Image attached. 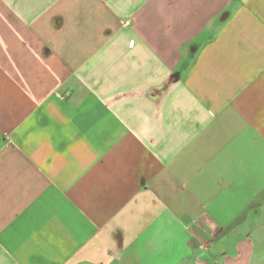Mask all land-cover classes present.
<instances>
[{"label": "crops", "instance_id": "crops-1", "mask_svg": "<svg viewBox=\"0 0 264 264\" xmlns=\"http://www.w3.org/2000/svg\"><path fill=\"white\" fill-rule=\"evenodd\" d=\"M0 264H264V0H0Z\"/></svg>", "mask_w": 264, "mask_h": 264}]
</instances>
